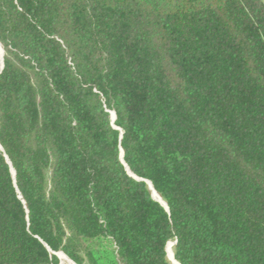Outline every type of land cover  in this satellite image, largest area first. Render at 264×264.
<instances>
[{
  "label": "trees",
  "instance_id": "16d2710c",
  "mask_svg": "<svg viewBox=\"0 0 264 264\" xmlns=\"http://www.w3.org/2000/svg\"><path fill=\"white\" fill-rule=\"evenodd\" d=\"M0 45V264H264V0H0Z\"/></svg>",
  "mask_w": 264,
  "mask_h": 264
},
{
  "label": "bare ground",
  "instance_id": "6f19581e",
  "mask_svg": "<svg viewBox=\"0 0 264 264\" xmlns=\"http://www.w3.org/2000/svg\"><path fill=\"white\" fill-rule=\"evenodd\" d=\"M2 56H3V53H2V48L0 46V68H1V65H2ZM111 121L113 123L114 121V116L113 114H111ZM148 186L150 187V190H151V194H152V197L155 199L158 198L157 194L153 191L152 187L150 184H148ZM155 199V200H156ZM158 201V199H157ZM160 202V201H159ZM161 203V202H160ZM173 243H168L167 246H166V253H167V256L170 260V263L171 264H178L174 258H173ZM58 260H59V264H74L72 261H70L63 253L61 252H58V253H55Z\"/></svg>",
  "mask_w": 264,
  "mask_h": 264
},
{
  "label": "water",
  "instance_id": "95a60500",
  "mask_svg": "<svg viewBox=\"0 0 264 264\" xmlns=\"http://www.w3.org/2000/svg\"><path fill=\"white\" fill-rule=\"evenodd\" d=\"M2 47V46H1ZM3 50V49H2ZM3 52V51H2ZM2 68H3V60H2V65H1V68H0V71L2 70ZM110 113V112H109ZM113 113V112H112ZM113 116H114V120H115V114L113 113ZM110 123H111V125H112V127L114 128V129H116L115 127H114V125H113V123H112V121L110 120ZM122 156H123V153H122V151H121V155H120V160H121V162H122V164L125 166V164L123 163V160H122ZM126 170H127V172H128V175L130 176V177H132L133 179H135L136 181H141V182H144L145 184H150L148 181H144V180H141V179H137V178H135V177H133L130 173H129V171H128V169L126 168ZM11 174H12V177L14 178V172H13V170L11 169ZM148 188H149V191L151 192V190H150V187L148 186ZM151 197H152V194H151ZM152 199L154 200V201H156V202H158L160 205H162L164 208H166V205H165V203L163 202V204L162 203H160L159 201H157V200H155L153 197H152ZM54 256H56V254H54ZM57 257V256H56ZM58 259V258H57Z\"/></svg>",
  "mask_w": 264,
  "mask_h": 264
},
{
  "label": "rangeland",
  "instance_id": "374dc122",
  "mask_svg": "<svg viewBox=\"0 0 264 264\" xmlns=\"http://www.w3.org/2000/svg\"><path fill=\"white\" fill-rule=\"evenodd\" d=\"M0 46H1V45H0ZM1 48H2V47H1ZM2 49H3V48H2ZM2 51H3V52H2V53H3L2 60H3V57H4V50H2ZM111 114H113V113H111ZM157 196H158V195H157ZM155 199H156V198H155ZM157 199H158V201H160V202H161V200H160L159 196H158V198H157ZM157 199H156V200H157ZM161 203H162V202H161ZM170 243H173V244H174L175 242H173V241H170ZM167 259H168V261L170 262V260H169L168 256H167Z\"/></svg>",
  "mask_w": 264,
  "mask_h": 264
}]
</instances>
